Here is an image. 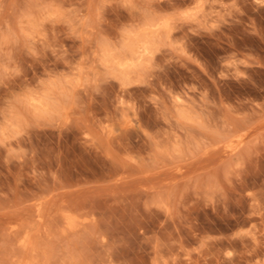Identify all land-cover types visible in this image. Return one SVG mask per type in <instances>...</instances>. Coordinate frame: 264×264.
<instances>
[{
    "label": "rangeland",
    "instance_id": "1",
    "mask_svg": "<svg viewBox=\"0 0 264 264\" xmlns=\"http://www.w3.org/2000/svg\"><path fill=\"white\" fill-rule=\"evenodd\" d=\"M0 264H264V0H0Z\"/></svg>",
    "mask_w": 264,
    "mask_h": 264
}]
</instances>
